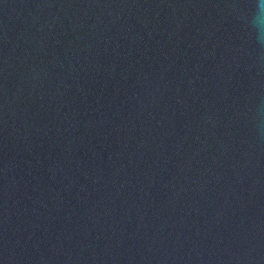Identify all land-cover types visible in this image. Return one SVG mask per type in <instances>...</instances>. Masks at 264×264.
<instances>
[{"label":"water","instance_id":"obj_1","mask_svg":"<svg viewBox=\"0 0 264 264\" xmlns=\"http://www.w3.org/2000/svg\"><path fill=\"white\" fill-rule=\"evenodd\" d=\"M257 0H0V264H264Z\"/></svg>","mask_w":264,"mask_h":264},{"label":"clouds","instance_id":"obj_2","mask_svg":"<svg viewBox=\"0 0 264 264\" xmlns=\"http://www.w3.org/2000/svg\"><path fill=\"white\" fill-rule=\"evenodd\" d=\"M253 18L258 28H264V0H257Z\"/></svg>","mask_w":264,"mask_h":264}]
</instances>
